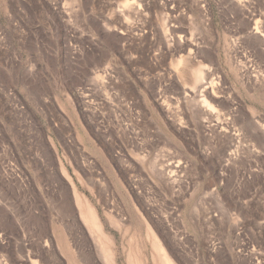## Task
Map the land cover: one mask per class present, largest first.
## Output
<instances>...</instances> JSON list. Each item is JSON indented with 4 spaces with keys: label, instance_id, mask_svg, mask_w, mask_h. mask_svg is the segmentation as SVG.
I'll return each instance as SVG.
<instances>
[{
    "label": "rangeland",
    "instance_id": "374dc122",
    "mask_svg": "<svg viewBox=\"0 0 264 264\" xmlns=\"http://www.w3.org/2000/svg\"><path fill=\"white\" fill-rule=\"evenodd\" d=\"M235 1L0 0V264H104L71 187L112 264H264V0Z\"/></svg>",
    "mask_w": 264,
    "mask_h": 264
},
{
    "label": "bare ground",
    "instance_id": "6f19581e",
    "mask_svg": "<svg viewBox=\"0 0 264 264\" xmlns=\"http://www.w3.org/2000/svg\"><path fill=\"white\" fill-rule=\"evenodd\" d=\"M237 1H242V0H237ZM237 1H235V2H237ZM250 1V0H249ZM233 2V1H232ZM244 2V1H243ZM246 2H248L247 0H246ZM251 2V1H250ZM249 3V2H248ZM253 4V3H252ZM241 5H242V2H241ZM248 6V5H247ZM250 6H251V4H250ZM258 6V5H257ZM237 7H239V6H237ZM245 7V6H244ZM241 8V7H240ZM247 12V14L246 15H248L249 16V18H248V20H249V23H245V28H244V26H243V28L244 29H246L245 30V33L243 34L245 37H246V40H248L250 43H252L253 44V46H254V48H255V50H256V52L258 51V53L260 54V55H264V25L263 24H261L259 21H258V19H254L253 18V15H254V13H253V10H249V8H247V7H245L244 8ZM262 10L264 9V8H261ZM256 10V9H255ZM258 10L260 11V9L258 8ZM257 11V10H256ZM258 11V12H259ZM262 12V11H261ZM261 12L259 13V14H261ZM263 12H264V10H263ZM244 14V13H243ZM263 14V13H262ZM242 15V14H241ZM245 15V14H244ZM245 15V16H246ZM257 15H258V13H257ZM247 16V17H248ZM262 16V15H261ZM246 17V18H247ZM257 17V16H256ZM260 17V16H259ZM263 18V17H262ZM242 19H243V17H242ZM254 19V20H253ZM264 19V18H263ZM251 20H253V21H251ZM250 21H251V23H253V24H250ZM241 22H242V20H241ZM240 22V23H241ZM248 22V21H247ZM243 29V30H244ZM241 32H242V30H241ZM237 44H238V42H236ZM241 43V42H240ZM181 60V59H180ZM179 60V61H180ZM207 66V65H206ZM209 66V68H210V65H208ZM243 66V65H242ZM203 69H204V71H205V66H204V68H202V66L201 65H199L197 68H195L193 71H191V74H193V79H194V82H197V81H203L204 80V71H203ZM248 69V68H247ZM191 70V69H190ZM206 75V74H205ZM210 76V75H209ZM207 77V76H206ZM206 79V78H205ZM205 81V80H204ZM206 82V81H205ZM207 83V82H206ZM205 83V84H206ZM208 83H211V86H212V84L214 83V81H213V79H211L210 81H208ZM204 83H203V85H205ZM208 85V84H207ZM210 86V85H209ZM202 102H203V104H206V105H208V106H211V104H209V102L207 101V99L206 98H202ZM71 190H72V193H73V199H74V203H75V205H76V207L78 208V210H79V212H80V215H81V217L83 218V220H85V222L87 223V226L90 228V229H92V228H94V230L97 232V234H98V242H99V245H100V248H101V254H102V257H103V259L102 260H104V264H112V255H111V253H110V244H109V242H108V238H107V236L103 233V231L101 230V228H100V225H99V223H98V220H97V217H96V215L94 214V212H93V210H92V207L90 206V204L88 203V201H87V199L85 198V197H83L80 193H78V191L73 187H71ZM154 243V242H153ZM155 243H157L156 241H155ZM160 247H162V246H160ZM159 250V249H158ZM157 250V251H158ZM164 250V249H163ZM163 250H162V252H163ZM132 253V252H131ZM79 255V254H78ZM81 256V255H80ZM79 256V258L82 260V261H84V263L86 262V263H90V261H91V258H89V256H88V258L86 257V258H81ZM133 256V255H132ZM130 258H131V263L132 264H138V260H137V258L135 257V256H133V257H131L130 256ZM162 262H163V264H173L172 263V259H170L169 258V256L166 254V252L165 253H163L162 254ZM174 262V261H173ZM90 264H92V263H90Z\"/></svg>",
    "mask_w": 264,
    "mask_h": 264
}]
</instances>
